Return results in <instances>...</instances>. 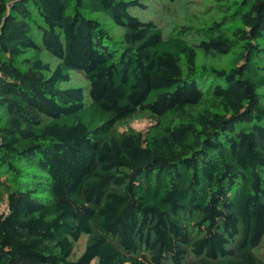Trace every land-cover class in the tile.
<instances>
[{
	"label": "trees",
	"instance_id": "obj_1",
	"mask_svg": "<svg viewBox=\"0 0 264 264\" xmlns=\"http://www.w3.org/2000/svg\"><path fill=\"white\" fill-rule=\"evenodd\" d=\"M0 264H264V0H0Z\"/></svg>",
	"mask_w": 264,
	"mask_h": 264
},
{
	"label": "rangeland",
	"instance_id": "obj_2",
	"mask_svg": "<svg viewBox=\"0 0 264 264\" xmlns=\"http://www.w3.org/2000/svg\"><path fill=\"white\" fill-rule=\"evenodd\" d=\"M133 13L136 14V15H138V16H140V17H142V18H146L147 17L146 14H145V12H144V10H142V9H136V10H134ZM92 16H94V17H101L104 20V22L106 23L107 26H113L112 24H114L113 21H112V19L109 16H107L102 11H93L92 12ZM117 29H118V35H121L122 34V31H123V28L120 27V26H118ZM50 57H51V60H52V66L55 67L57 65V63H58V58H56L54 56H50ZM80 82L83 85L86 86L85 87L86 100L87 101H90L89 87L87 85L88 84V81L85 78L81 77L80 78ZM66 85H68V83H66L65 86ZM149 123L150 122H149L148 119H140V120L134 121L133 122V126L136 127V128H138V129H145L149 125Z\"/></svg>",
	"mask_w": 264,
	"mask_h": 264
}]
</instances>
